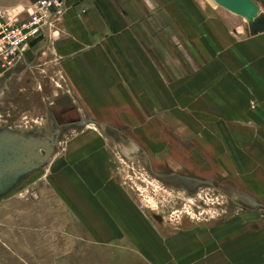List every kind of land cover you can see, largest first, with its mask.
<instances>
[{
	"label": "rangeland",
	"instance_id": "1",
	"mask_svg": "<svg viewBox=\"0 0 264 264\" xmlns=\"http://www.w3.org/2000/svg\"><path fill=\"white\" fill-rule=\"evenodd\" d=\"M25 1L32 4L37 0ZM254 1L260 7L258 14L239 17L242 32L237 34L241 40L264 34V0ZM60 3L27 59L15 67L20 77L0 96V126L22 132L29 153L40 152L26 171L0 190V264H150L137 251L138 241L131 237L134 234H120L123 221H128L125 207L130 209L138 231L149 230L162 242L181 232L212 237L216 229L225 228L226 234L228 224L239 218L242 220L237 224L242 223L248 215L253 235L247 244L211 239L202 245L194 240L192 248L183 254L173 253V258L179 262L182 257L186 264H264V238H259L264 208H252L257 201L235 184L233 173L242 171L238 165L229 178L226 162L200 161L196 154L193 165L183 166L190 174L186 175L179 172L182 164L170 168L155 159L154 154L161 153L168 161L169 151L160 144L159 152H154L151 130L156 136L170 130L188 132L178 123L179 118L193 119L186 107H178L172 115L160 110L155 114L141 112L137 120L128 117L120 125L115 114L103 118L80 103L54 51L56 38L65 34L64 14L71 0ZM5 76L0 77L1 87ZM257 120L235 129L236 133L242 130L244 134L243 129H250ZM167 123H176L178 128L164 129ZM219 133L217 145L226 151L224 132ZM243 140L237 134L240 146ZM85 163L92 164L88 178L82 174ZM84 185L89 189L87 195ZM245 195L250 205L244 201ZM83 208L103 229L105 239L88 224Z\"/></svg>",
	"mask_w": 264,
	"mask_h": 264
},
{
	"label": "crops",
	"instance_id": "2",
	"mask_svg": "<svg viewBox=\"0 0 264 264\" xmlns=\"http://www.w3.org/2000/svg\"><path fill=\"white\" fill-rule=\"evenodd\" d=\"M27 2L0 0V6ZM239 17L213 0H71L64 14L65 34L56 38L54 51L75 96L91 113L103 118L115 114L122 125L128 117L137 120L141 112L155 114L160 110L172 115L178 107H186L194 120L179 118L178 123L188 132L170 130L156 136L151 130L154 152H159L160 144L169 151L168 161L161 153L154 154L155 159L170 168L182 164L179 172L185 173L184 167L193 165L197 154L200 161L227 164L229 178L238 165L242 171L233 173L235 184L257 204L250 205L246 195L244 201L259 209L264 208V197L256 194L264 196V117L260 116L264 114V34L239 39ZM198 67L199 71H194ZM17 69L6 74L0 96L20 77ZM217 114H223V119ZM255 119L256 125L244 128V134L242 130L236 133L235 129L248 127ZM166 125L164 129L178 128L176 123ZM12 129L0 126V186H4L0 190L28 168L27 162H21L22 153L28 150L27 138ZM220 130L228 144L226 151L217 145ZM237 134L244 139L243 146L237 143ZM83 170L85 178L91 177L88 171L93 172L92 164L85 163ZM83 187L87 195L89 189ZM125 209L128 221H123L120 234L133 233L137 251L150 264H186L182 257L179 262L174 260L173 253H185L194 240L202 245L211 239L235 243L251 240L253 235L245 215L242 223L237 224L242 220L239 218L228 224L226 234L225 228L216 229L212 237L181 232L162 242L149 230L138 231L130 209ZM82 213L99 238L105 239L94 218L84 208ZM260 221L259 238L263 240L264 219ZM200 235L202 238H197Z\"/></svg>",
	"mask_w": 264,
	"mask_h": 264
},
{
	"label": "built area",
	"instance_id": "3",
	"mask_svg": "<svg viewBox=\"0 0 264 264\" xmlns=\"http://www.w3.org/2000/svg\"><path fill=\"white\" fill-rule=\"evenodd\" d=\"M60 8V0L0 7V77L26 58Z\"/></svg>",
	"mask_w": 264,
	"mask_h": 264
},
{
	"label": "water",
	"instance_id": "4",
	"mask_svg": "<svg viewBox=\"0 0 264 264\" xmlns=\"http://www.w3.org/2000/svg\"><path fill=\"white\" fill-rule=\"evenodd\" d=\"M218 5L228 9L229 11L244 17L249 18L256 16L260 10L259 5L254 0H214ZM29 147L27 152L22 153L21 162H27L36 160L40 156V152L29 153Z\"/></svg>",
	"mask_w": 264,
	"mask_h": 264
},
{
	"label": "bare ground",
	"instance_id": "5",
	"mask_svg": "<svg viewBox=\"0 0 264 264\" xmlns=\"http://www.w3.org/2000/svg\"><path fill=\"white\" fill-rule=\"evenodd\" d=\"M254 17V16H253ZM249 18H252V17H249Z\"/></svg>",
	"mask_w": 264,
	"mask_h": 264
}]
</instances>
